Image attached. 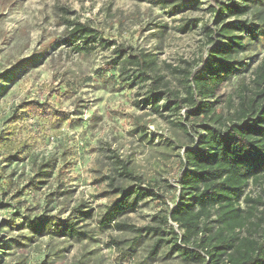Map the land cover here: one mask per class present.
Masks as SVG:
<instances>
[{
	"label": "rangeland",
	"instance_id": "374dc122",
	"mask_svg": "<svg viewBox=\"0 0 264 264\" xmlns=\"http://www.w3.org/2000/svg\"><path fill=\"white\" fill-rule=\"evenodd\" d=\"M182 1L187 9L173 10L171 3L157 0L0 4V73H7L0 79V138L11 134L0 144V264H192L170 252L169 244L161 243L153 255L157 236L135 231L156 225L154 217L165 208L162 200L145 198L139 208L121 214L116 223L125 224V229L97 223L115 197L108 195L113 186L153 185L159 196L169 198L167 208L177 197L184 152L202 122L185 117L186 109L175 117L162 109V116L155 114L143 103L148 85L135 84L128 90L118 81L107 85L104 80L111 73L107 68L113 48L129 46L149 53L156 73L184 96L183 74L175 70L195 71L201 65L202 56L215 45L207 42L201 26L214 25L215 18L213 0ZM71 22L99 31L110 47H97L87 55L74 53L66 43ZM185 25L188 29L182 31ZM51 42L49 49L39 50ZM35 51L34 62L14 68L15 61L29 60ZM249 56L244 60L248 71L233 76L209 99L218 102L216 113L224 119L233 115L238 94L254 91L253 72L264 58V48ZM57 92L69 97H57ZM30 101L51 102L56 110L70 113V120L56 132L33 118L12 123ZM12 154L15 158L8 159ZM119 160L138 179L125 177ZM244 192L264 199V177L249 182ZM247 206L240 201V208ZM81 212L89 214L82 219ZM40 217L81 220L79 234H33L27 224Z\"/></svg>",
	"mask_w": 264,
	"mask_h": 264
},
{
	"label": "trees",
	"instance_id": "16d2710c",
	"mask_svg": "<svg viewBox=\"0 0 264 264\" xmlns=\"http://www.w3.org/2000/svg\"><path fill=\"white\" fill-rule=\"evenodd\" d=\"M157 1L171 3L173 10L187 9L182 0ZM3 2L11 4L12 0H0V4ZM210 9L215 26L204 23L201 27L207 42L215 45L202 56L195 71L175 70L183 74L180 82L184 96L170 89L156 73L149 53L135 52L129 46L113 48L107 68L111 73L104 83L113 85L118 81L121 88L128 90L135 84L148 85L143 103L149 104L155 114L162 116V109L175 117L186 109L185 117L202 123L190 139L191 146L185 149L172 208L166 207L169 198L159 196L153 185L152 189L113 186L108 195L115 197L97 223L100 227L125 229L127 226L116 223V219L139 208L150 197L152 201L162 200L165 208L154 217L158 219L155 226L135 231L157 236L151 246L153 255L164 243L170 245V252L192 264H264V199H254L244 192L249 182L257 183L264 177V58L253 72L254 91L237 95L236 109L230 118L216 113L217 101H209L233 76L248 71L245 57L251 59L249 54L264 48V0H230L227 4L213 0ZM244 16L249 20H239ZM230 17L235 20L228 22ZM69 26L66 43L74 53L87 55L97 47H110L101 33L89 25L71 22ZM186 29L187 25L182 31ZM51 45L52 42L44 44L39 50L44 52ZM37 55L35 51L29 60L15 61L14 68L31 64ZM6 76L7 73H0V79ZM57 97L69 96L67 92H57ZM158 102H163L161 107ZM23 111L24 114H15L12 123L33 118L40 127L56 132L70 120V113L56 110L51 102L30 101ZM10 135L2 136L0 144L8 141ZM13 153H18V149ZM15 154L8 159H14ZM117 164L125 177L138 179L126 163L119 160ZM240 201L248 205L246 209L240 208ZM88 214L80 213L82 219ZM79 221L40 217L28 222L27 227L37 235L77 237Z\"/></svg>",
	"mask_w": 264,
	"mask_h": 264
}]
</instances>
